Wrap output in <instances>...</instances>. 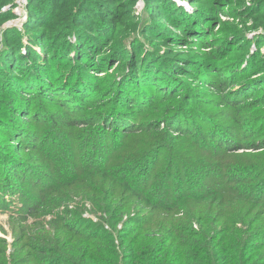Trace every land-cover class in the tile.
I'll return each mask as SVG.
<instances>
[{
  "label": "trees",
  "instance_id": "16d2710c",
  "mask_svg": "<svg viewBox=\"0 0 264 264\" xmlns=\"http://www.w3.org/2000/svg\"><path fill=\"white\" fill-rule=\"evenodd\" d=\"M138 1L28 0L22 31L0 33V94L36 89L26 100L5 101L2 108L11 104L9 111L16 114L28 108L36 121L45 122L32 127L33 144L58 148L56 162L76 160L66 173L43 175V186L36 181L31 191L24 182L34 178L20 177L15 165L0 180V194L4 184L16 180L13 193L21 198L22 208L10 220H34L23 225V232H31L23 241L32 239L28 248L34 247L25 253L31 262L23 264H264V153H234L251 143L256 150L264 148V134L246 131L237 107L246 84H253L251 94L254 87H264L258 84L264 80V37L251 40L232 30L235 14L229 9L219 15L227 5L240 3L241 21L250 19L264 29V0H253L250 7L244 0L191 1L193 14L173 0H144L136 17ZM12 3L0 0V29L14 18L1 10ZM213 14L226 31L214 49L195 58L170 49L177 37L169 26L182 36H205L216 22ZM105 64L118 65L114 74L90 76ZM189 70L216 72L212 91H218L220 106L233 110L234 119L222 121L194 109V90L177 79H195ZM258 74L261 80L247 81ZM179 85L183 92L176 91ZM40 104L62 111L46 112ZM253 117L249 112L246 118ZM5 122L0 118L1 126ZM8 128L26 135L23 128ZM248 133L254 137L246 138ZM50 154L40 153L45 157L37 162L41 174L45 167L57 170ZM2 158L0 145V164ZM61 173L53 186L51 180ZM77 202L92 203L108 215L106 223L84 218L81 207L70 208ZM126 216L123 229L112 231ZM3 258L0 264H11ZM21 260L17 256L12 264Z\"/></svg>",
  "mask_w": 264,
  "mask_h": 264
},
{
  "label": "rangeland",
  "instance_id": "374dc122",
  "mask_svg": "<svg viewBox=\"0 0 264 264\" xmlns=\"http://www.w3.org/2000/svg\"><path fill=\"white\" fill-rule=\"evenodd\" d=\"M191 1L198 2L199 0H190V1L173 0V2L183 7L188 14H193L194 6L191 3ZM200 1H203V0H200ZM244 1L247 7H250L253 3L252 2L253 0H244ZM27 6H28V0H13L12 4L3 6L1 9L2 13L8 14L12 12V14L14 15V18L3 23L0 29L1 30L0 33H2L3 30H7V29H18L22 31V28L28 18ZM239 6H240V3L236 5L235 4H231L229 6L227 5L224 11L219 12V15L221 16L222 13H226V10L229 9L230 13L235 14V18L230 19L231 25L229 27L231 29L232 28L238 29L239 32H241L242 34H246L251 40L252 39L255 40L259 36L264 37V29L255 28L254 22L252 20L249 19L247 23H244L243 21H241L240 16H238L237 14L241 12V10L237 8ZM144 8H145L144 0H139L135 7V12H134L135 16L139 17L142 14ZM212 17L215 19L216 22L210 28L211 30L209 29V26H206L205 29L210 30V31L206 33L205 36H201V35L198 36L197 34H192V33L189 34V36H182L180 32H178L174 27L169 26L168 30L172 31L177 37L175 40V44L171 45L170 49H172L175 52H180V54L185 55L186 57H193V58L201 57L203 54H207V52H210L212 49H214L217 46V44H219L220 40H223L226 38V31L219 29L216 14H213ZM118 20H119V17L117 19V16H116L115 22H117ZM221 20L224 21V18L221 17ZM112 27L114 28L115 25H112ZM212 33H214V36H212ZM207 36H210L212 38L207 39ZM193 37H197V38L202 37L201 38L202 40H198L197 38H193ZM200 45H203V46H200ZM219 48L220 47H218V49ZM252 50L253 52H255L256 48L253 47ZM260 52L264 53V46L260 48ZM23 53H25V50H23ZM109 64H105L104 68L101 71H98V72H103V73L100 74L97 72V70H93L91 71L90 76L103 78V77H106L108 74L110 75L114 74V70L118 65L116 64L115 67L110 69ZM189 73L192 76L195 75L193 77H196V78L195 79L190 78V77L187 78L185 76L180 75V77H183V78H177V79H180V80L182 79L183 81L182 84L186 85L187 90H190V89L194 90V93H193L194 99L191 100V104L193 105L194 109L196 111H199L201 114L219 115L222 121L228 122L229 120L234 119L235 113L233 112V110L228 109V108H223L222 106H220L222 105V101L218 97V91L217 90H214V92L212 91V85L216 81V80H212V75H214L216 72L212 70L209 72L198 73V72H192V70H189ZM208 74L210 76H207ZM218 77L220 79H224L225 75L221 73V75L220 76L218 75ZM262 78H263V74L262 75L258 74L251 78H248L247 81L253 82V81L261 80ZM17 80L18 79H16L15 81ZM180 80H177V81L179 82ZM207 81L211 83H208ZM263 82L264 80L260 81V83L258 84L261 85ZM9 85H13V84H9ZM252 85L250 86V84H246V86L243 87L245 92L242 93V95L238 97L237 107L238 108L242 107L241 112H242V117H243V121L245 124L244 129L246 131L248 130L253 131L255 135L257 134L260 136L264 134V107L261 108L262 110H259L258 106L260 104H264V96H263L264 87L260 86V87L255 88L253 86L254 87L253 89H255L254 90L255 92L251 94V92L249 93V90H250V87H252ZM35 90L36 89H34V91L28 94H25V95L19 94L15 96L13 95L11 91L6 92L7 90L0 94V100H3L0 102V118L6 119V122L4 123L5 127L0 125V145L4 146V153H5V158H2L3 163L0 164V180H5L6 172L8 171V169H10L11 167L15 165L16 168L19 169L20 171V174H21L20 177L24 179L34 178L31 183L24 182L26 185H28V188H27L28 191H31L30 189L32 188V184L36 181L40 183L41 186H43L42 183L44 181V176H47L48 174L54 177L62 169H65V173L70 171V169H72L73 167L74 161H76L74 157H69V159L65 163L56 162L55 159H56V154H57L56 152L58 148L54 149L51 144L46 145L47 142L45 141H47L46 140L47 138L44 141L46 143L45 145L40 144L37 147L38 142L36 144H33L34 142H32V140H35L33 136V132L36 130L32 129V127L36 129L35 126L36 125L38 126L41 120L38 119V121H36L32 117L33 113H30L28 108H25L23 110V113L21 112L19 108L18 114H16L15 110L9 111V107L11 104H9L6 110L2 108L5 106V101L13 102L14 99L26 100L28 97L33 96L32 93H34ZM178 90L181 92L184 91L180 87V85L179 87H177L176 91ZM223 91L224 90H222V92L220 93L223 94ZM254 98L256 99L254 100ZM31 100H35V98H32ZM34 103H39V102L34 101L33 104ZM249 105H251V107H248ZM38 106H41V109L46 112L54 111L55 113H59L60 111H62L61 109H58L56 107L54 108V110H52V107H53L52 104L45 105V106L43 104H40ZM253 111H256V112H253ZM249 112L252 115H254V117L251 118L250 120H248L249 118H246ZM23 115H27L28 119L26 121L22 120ZM192 115L196 116V112L192 113ZM254 118H255V121H254ZM27 121L29 122V124L26 126L25 122ZM260 121L262 122L259 124ZM31 122L34 125H32ZM42 124L45 125V122H41L39 126ZM10 125H13L17 130L23 128L22 129L23 133L31 137V139L27 140L25 139L26 135L21 137V135L16 133L15 130L14 131L10 130L8 128ZM15 128H12V129H15ZM31 130H33V132H30ZM236 136H237V141L241 143L242 141L240 140L241 136L239 134L234 133L235 138ZM245 137L253 138L254 136L249 137V133H248V135H246ZM260 139L262 138H259L258 140ZM251 145L253 147L251 146L242 147L238 150H235L234 153H264V148L256 150L257 148L256 145L254 143H251ZM34 146H36L37 148H34ZM47 152L51 153L50 154L52 158L51 161L53 162V166L57 170H52L49 167H45L44 169H42V171L45 174H41L38 171V169L41 167L38 163L40 160L45 162V157L42 156L41 158L40 153H47ZM9 161H10V164L8 163ZM19 162H21V164H18ZM22 165H26V166H22ZM28 165H31V166H28ZM68 166H70V168H68ZM62 173L60 175V178H55L51 180L52 182L51 184L53 186H56L57 184L56 182H58L62 178ZM15 182L16 180H12V183L4 184L2 186L3 189L0 194V238L5 241V245H3L0 241V256L4 257L3 260L5 262L6 260L10 261L11 264L14 258H17V256H20L22 257V260L18 264H23L24 261H27V263L31 262L30 256H26L25 253L28 251L33 252L34 250V247H30V249L28 248V245L30 244L29 241L32 239L29 238L23 241L24 239L23 235H27L31 233L27 231L23 232L25 228V226L23 225L27 223L32 224L34 220L29 218L27 223H22V221L10 220V216L14 214L15 215L18 214L19 210L22 208L20 196L17 195V193L16 194L13 193L16 190ZM203 183H206V181H204ZM40 185H37V186H40ZM19 190L24 191L22 188H19ZM71 204L73 205L70 208H73V210L75 211H76V208H79V207L82 208V214L84 218L90 219L94 222L103 221L104 223H106L105 221L108 215L106 214L103 215L104 213L98 211L92 205V203L77 202V204L75 203H71ZM101 217H102V220L100 219ZM127 220H128V217L127 216L124 217L122 222L118 224L117 230L113 229L112 231H115V232L121 231L124 227V223ZM115 238H116L115 242L116 244H118L119 240L116 235H115ZM31 264H39V263L32 262Z\"/></svg>",
  "mask_w": 264,
  "mask_h": 264
},
{
  "label": "bare ground",
  "instance_id": "6f19581e",
  "mask_svg": "<svg viewBox=\"0 0 264 264\" xmlns=\"http://www.w3.org/2000/svg\"><path fill=\"white\" fill-rule=\"evenodd\" d=\"M224 21H226V18L224 19Z\"/></svg>",
  "mask_w": 264,
  "mask_h": 264
},
{
  "label": "built area",
  "instance_id": "2783aa9c",
  "mask_svg": "<svg viewBox=\"0 0 264 264\" xmlns=\"http://www.w3.org/2000/svg\"><path fill=\"white\" fill-rule=\"evenodd\" d=\"M108 228V227H107Z\"/></svg>",
  "mask_w": 264,
  "mask_h": 264
}]
</instances>
